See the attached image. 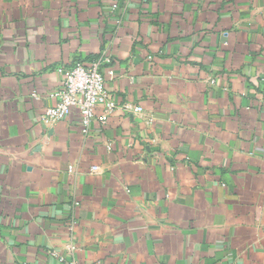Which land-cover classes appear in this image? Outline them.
<instances>
[{
	"label": "crops",
	"instance_id": "1",
	"mask_svg": "<svg viewBox=\"0 0 264 264\" xmlns=\"http://www.w3.org/2000/svg\"><path fill=\"white\" fill-rule=\"evenodd\" d=\"M97 59L107 122H43ZM52 252L264 264V0H0V264Z\"/></svg>",
	"mask_w": 264,
	"mask_h": 264
},
{
	"label": "built area",
	"instance_id": "2",
	"mask_svg": "<svg viewBox=\"0 0 264 264\" xmlns=\"http://www.w3.org/2000/svg\"><path fill=\"white\" fill-rule=\"evenodd\" d=\"M109 63L108 59L95 60L90 65L85 66L80 62L73 63L68 68L60 70L62 77L58 89L52 91L49 97L55 103L46 109L41 119L49 124L67 118L73 110H77L81 122L82 136H86L89 127L93 121L105 124L109 117L114 113L117 106L115 102L108 96L106 90L105 79L102 74V64ZM214 81H211L213 83ZM35 96V95H34ZM101 108V114L97 115L96 109ZM136 112H142V108L135 107ZM72 167L68 171L71 173ZM97 167H93L92 171H97ZM77 203H73V208ZM73 225L71 222L70 226ZM71 228V227H70ZM75 247L69 245L67 247L68 254L72 255ZM51 256L55 257L58 264H81L74 259L52 252Z\"/></svg>",
	"mask_w": 264,
	"mask_h": 264
}]
</instances>
